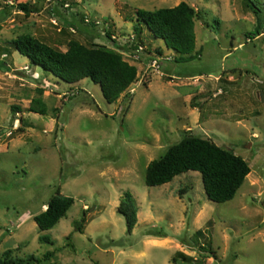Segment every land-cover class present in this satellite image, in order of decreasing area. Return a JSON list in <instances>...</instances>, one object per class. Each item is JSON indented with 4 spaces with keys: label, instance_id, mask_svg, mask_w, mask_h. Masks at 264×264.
<instances>
[{
    "label": "rangeland",
    "instance_id": "1",
    "mask_svg": "<svg viewBox=\"0 0 264 264\" xmlns=\"http://www.w3.org/2000/svg\"><path fill=\"white\" fill-rule=\"evenodd\" d=\"M181 2L196 10L200 56L189 62L147 29L138 44L133 31L137 10ZM25 34L62 52L72 40L115 49L137 80L108 103L90 79L68 84L33 66L13 45ZM262 93L264 0H0V259L12 250L44 260L34 264H173L178 252L200 260L193 246L202 231L200 243L218 256L205 264H264ZM188 134L249 164L232 201H210L194 171L146 185L148 164ZM57 193L74 205L41 232L34 217ZM126 193L138 206L131 235L118 213ZM160 231L168 237L150 235ZM44 235L53 244L41 243Z\"/></svg>",
    "mask_w": 264,
    "mask_h": 264
},
{
    "label": "trees",
    "instance_id": "2",
    "mask_svg": "<svg viewBox=\"0 0 264 264\" xmlns=\"http://www.w3.org/2000/svg\"><path fill=\"white\" fill-rule=\"evenodd\" d=\"M18 7L25 13L31 12L28 3H20ZM195 18L196 10L186 2L154 11L139 9L136 11L133 31L138 44H143L142 34L147 29L153 37L163 40L167 49L174 51L178 61L189 62L200 56L199 51H196ZM252 34L259 35V29ZM13 45L33 66L42 68L68 84L90 79L100 85L108 103L118 101L137 80V67L126 61L120 52L105 45L86 46L72 40L67 50L62 52L28 34L18 36L13 40ZM157 53L163 54L161 50H157ZM46 112V107L41 105L40 113L45 115ZM190 171L200 173L207 198L220 204L236 197L251 173V168L244 158L233 151L226 150L209 139L188 134L169 147L162 157L148 164L145 183L149 187L162 186ZM74 202L72 197L59 193L54 195L46 210L34 217L38 229L41 232L52 230L67 216ZM118 213L124 217L127 234L131 235L138 221V206L131 193H126L120 201ZM85 223L86 218L83 216L80 221L75 222V231L82 233ZM150 235L168 237L164 231ZM203 236L202 231L194 234L196 243L193 247L200 260L178 252L172 258V263L205 264L210 258L218 260L211 246L200 243ZM70 238L69 236L68 239ZM39 240L44 244H53L47 235L39 237ZM181 243L186 245L185 240ZM45 260H48V256H45ZM42 261L44 260L34 256L19 259L12 256V250H8L4 258L0 259V264H34Z\"/></svg>",
    "mask_w": 264,
    "mask_h": 264
},
{
    "label": "built area",
    "instance_id": "3",
    "mask_svg": "<svg viewBox=\"0 0 264 264\" xmlns=\"http://www.w3.org/2000/svg\"><path fill=\"white\" fill-rule=\"evenodd\" d=\"M133 39H135V36H133ZM143 51H144V47H143V46H138V47H136L135 50L132 51V52H134L135 55H136V57L139 58L140 54H141ZM153 63H154L155 66H157V63H158V62L155 60V61H153Z\"/></svg>",
    "mask_w": 264,
    "mask_h": 264
},
{
    "label": "water",
    "instance_id": "4",
    "mask_svg": "<svg viewBox=\"0 0 264 264\" xmlns=\"http://www.w3.org/2000/svg\"><path fill=\"white\" fill-rule=\"evenodd\" d=\"M261 100H262V102H264V94L263 93L261 94Z\"/></svg>",
    "mask_w": 264,
    "mask_h": 264
}]
</instances>
